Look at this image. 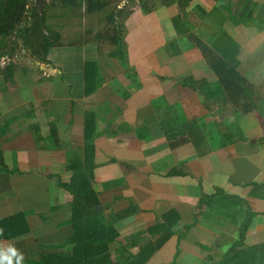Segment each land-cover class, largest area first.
Listing matches in <instances>:
<instances>
[{
  "label": "crops",
  "instance_id": "0c3cea01",
  "mask_svg": "<svg viewBox=\"0 0 264 264\" xmlns=\"http://www.w3.org/2000/svg\"><path fill=\"white\" fill-rule=\"evenodd\" d=\"M200 1L202 8L204 7L207 12L214 6L212 10L216 8L214 1L210 8L209 5H205L211 2L210 0ZM263 3L264 0L261 1V4ZM162 5L165 6V4ZM118 8H122V6ZM123 11L118 17L119 20H122L118 22L117 18L116 22L119 25L118 38L112 37L113 32L111 37L106 34L102 40L93 37L86 42L79 43L88 46L92 42L91 51L96 50L94 59H90L89 62L85 58L86 56H83V59L86 60L79 71L80 74L82 72V90L80 91L82 95L80 97L73 98L71 96L74 87L71 89L67 78L70 77L74 81L72 74L69 75L67 72V78H65L62 74L63 70L58 69L55 64L45 71L47 74H43L42 77L55 80L53 84H56L49 86L46 96L51 97L53 88L52 97L59 98L65 107H61V112H59L61 117L56 121L57 124H53L56 135H54L52 144L40 145L36 141L37 132L35 134L29 130L28 136H25L31 142L27 144L29 149L27 154L20 144L10 146L5 141L0 146V155L7 166L0 173V217L4 218L23 212L27 215L26 220L30 229L29 233L21 237L0 243V251L3 252V255L8 254V251L15 247L16 251L21 254L20 260L34 258L49 251L47 246H62L65 243L67 237L72 234L69 207L65 209L66 211L64 210L63 214L52 213L51 209L55 205H47L46 201H51L53 186L62 190L61 184L69 182L73 172L67 169L68 159L87 162L90 155L94 176L92 185L98 192L100 201L103 204L111 205L110 209L104 210V215L108 216L111 212L121 213L130 207L133 211L139 210L138 213L120 220L115 225L120 236L117 242L111 245V257L114 259V264H123V261H117V259L123 260L122 256H127V254L120 252L118 248L121 245H126L129 237L136 234L138 229L145 230L153 226L158 222V218L169 210L176 209L182 218L185 217L187 224L193 223L194 215L198 211L197 206L202 189L207 192L203 187V182L208 180L211 182L212 192H216V189L220 188L229 196L240 198L231 200L232 202L236 201L237 207L243 209L250 207L252 211L258 213L257 219H253L247 233V243L256 245L264 241V156L257 155L260 152L255 149L251 150V146L247 150L239 151V144L235 142V139L239 140L238 138L232 139V136L227 138L223 134L219 135L216 131L213 133L210 129L207 133L203 130L204 128H201L202 125L193 123L195 120H179L181 110L185 117V114L191 118L198 117L203 115L202 105L204 102L208 105V100H213V98L219 100L218 98H220L219 94L211 89L206 93L209 98L207 99L201 90L195 89L191 85L186 88L181 85L180 81H177L176 77H179V74L185 73L187 69L196 64L194 63L196 58L187 57V46L191 48L196 46L184 35L185 33H174L170 36L172 33L170 32L168 35H164L158 13L141 21L142 14L137 11L143 10L136 9V14L130 15L131 18L126 16L125 8ZM143 12H153V9L147 7ZM259 17H264V14ZM206 23L208 22L205 21V24L201 26L203 28H200V25L191 28L190 21L186 25L194 32L205 30V33L208 34L210 30L206 27ZM191 24L193 23L191 22ZM111 27L113 28V25ZM234 30L233 37L241 43L239 54L241 61L246 53L251 54L249 47L253 33L246 26L241 28L239 25H235ZM130 37L139 54L128 67L122 68L121 65L126 62L117 63L116 58L109 57L108 53L117 50L116 48L119 47L117 40L120 38L122 39L121 49L126 54L127 48L130 46ZM171 39H178L180 44L173 53H171L170 44H168ZM71 45L69 42L68 46ZM166 47H168L170 58L167 54L161 61L158 53ZM198 49L196 48L195 51L202 54ZM242 64L240 63V67L243 66ZM246 64H248L247 61ZM133 68L138 71L139 75L136 74V77L141 83V88L145 93L149 92L144 100V94L139 95L142 89L138 91V95L126 90L132 80L129 73L133 74ZM53 70L56 71L53 72ZM250 71L252 72L251 68L242 72L248 80L257 85L249 76L252 74ZM202 72L203 70L199 73L202 74ZM120 75H124L123 79L126 83L123 85V93L115 84L116 79H122ZM212 77H209L211 84L215 83V79ZM252 77L255 78L254 75ZM99 80H102L100 85L97 84ZM33 82L37 85L35 81ZM149 83L152 85L151 87ZM110 86L111 90H109ZM62 88H64V92H61ZM13 92L16 93L13 95L14 108L26 109L24 103L27 101H23L16 90ZM178 92L180 93L177 97ZM31 97L32 99L28 102L34 101L35 94ZM45 98L48 99V97ZM118 98L127 101L135 98V102H132V108L127 111H117L114 108L116 105L114 100ZM75 99L79 100L77 107ZM212 104L217 108L214 100ZM225 105L227 103H222L219 108L223 106V111ZM104 112L106 114H103ZM206 112H213V109H207ZM24 113L26 112L24 111ZM45 113L46 111H43L42 115ZM48 114H51L50 111ZM53 114L57 115L58 113L54 112ZM15 116L11 117L15 118ZM11 117L0 116V128ZM217 117L213 115V118L210 119L214 122ZM217 122L219 124V121ZM148 124L151 127L147 126ZM11 129H15L19 137L20 129L6 128L9 131ZM75 132L76 135L69 136ZM88 137H92L94 148L87 143L86 138L88 139ZM215 138L220 139L217 146L213 143ZM14 147L18 149L16 150ZM38 147L41 150L44 148L55 150L48 152L50 159L45 168L33 165L32 156L36 157L35 149ZM244 147L242 144L241 148ZM31 148L34 149L33 153H31ZM210 155L216 156L217 162L215 163L217 165L213 166L216 170L210 169L204 163ZM256 158H262V160L258 162ZM11 161L16 164L14 167L10 166ZM196 163H202V165L195 166ZM63 165L65 168L62 170ZM60 169L61 171H59ZM210 171L214 174H209ZM197 174L202 179V182L198 181V178L195 181L197 187H200V192L195 194L197 200L194 203L195 207L190 209L191 216L189 217L185 213L187 211L183 210V217L182 212L175 207H170V204L181 203V199L175 201V194L181 197L180 186L187 185L188 176H197ZM55 175L60 177L58 185H52L50 182L52 176ZM172 184L177 186L176 193L174 188L170 189ZM255 184L263 187L258 189L254 186ZM154 201H156L157 207L153 205ZM228 202L229 200L226 204ZM156 209H160L161 213L160 210L157 212L158 214L155 213ZM47 214H49L48 217ZM151 218H155L156 221L148 224L147 221ZM225 226H227L226 221L222 225L212 222L198 224L193 246H188L185 244L186 240H183L180 245L182 251L178 253V237L173 236L145 264H188L197 259L200 260L199 264H206L209 256H214L218 261L225 254L224 250L214 249L206 252L197 243L211 247L215 239L226 237ZM232 235L235 236L233 233ZM146 238L153 241L157 237L147 236ZM202 239H206L207 242H203ZM218 241L225 242L224 240ZM139 248H134L131 253L137 254Z\"/></svg>",
  "mask_w": 264,
  "mask_h": 264
},
{
  "label": "trees",
  "instance_id": "16d2710c",
  "mask_svg": "<svg viewBox=\"0 0 264 264\" xmlns=\"http://www.w3.org/2000/svg\"><path fill=\"white\" fill-rule=\"evenodd\" d=\"M177 1L179 6H182V4L186 6L181 0ZM212 1L216 2V4L220 3L225 10L228 7L229 15H222L225 21L228 17L233 20L234 25L244 23L246 27H257L259 31L264 32V17H250L252 10L254 11L258 6L256 2L246 0L247 3H244V6L238 4L235 7L236 10L238 8V11L234 12L231 9L233 6L231 1ZM245 4L251 6L249 11H247ZM56 5L68 10L78 9L81 11L85 9L88 14L103 11L109 6L103 0H53L51 5L44 0H0V43L4 42L5 46L6 42L8 44L6 46L7 49L0 51V62L2 58L6 57L14 59L15 52L17 51L18 53L20 49H23L35 63L55 64V60L50 58L53 51L57 47L62 46V35L48 22L51 18H56V16L60 15L57 13L48 14V11L54 9L53 7ZM254 5H256L255 8ZM262 6H264V3ZM118 7L116 6L106 16L105 26L94 33V39L102 40L106 34L111 37L113 32L114 35L112 37L118 38L119 25L116 22L119 15L124 12V7ZM204 11L207 12L206 10ZM215 11H217V6L214 9ZM181 21L178 18L174 19L173 23L176 31L181 34L185 33L184 35L188 37L194 46L201 50L207 60V64L211 66L212 71L217 76L215 85L219 91L216 94L222 93L225 95L224 98L227 100L226 103L232 107L231 110L242 114L244 117L256 112L263 95L262 91L239 70L241 63L239 60L240 43L226 31L219 32V35L208 42L205 40L208 35L205 30L198 33L191 32L190 28H188L189 26L186 25L188 20L185 18ZM112 25L113 28L111 27ZM206 27L209 28L207 25ZM12 33L14 35L13 38L11 36ZM92 33L93 31L89 30L86 34H83L87 39L83 38L82 42L91 39L89 35ZM117 42L119 47L117 50H112L108 53V56L125 61L126 54L121 49L122 39L119 38ZM93 65L96 67L94 62ZM16 71L17 64L10 60L0 70V75L4 77L2 81L0 80V88H6L5 83L7 81L11 80L14 82ZM189 79L188 82L190 84ZM196 80L197 82L204 81L203 79ZM101 83L102 80H99V83L97 82L98 85ZM191 86L195 89L199 88L194 85ZM7 123L8 121L4 123L6 125H3L6 128L9 127ZM86 141L94 148L92 137L86 138ZM91 161V155L87 162L79 159H68L67 169L72 171L73 174L69 182L61 184L62 188L71 194V201L68 203L72 234L67 237L62 246H47L46 248L49 251L43 252L38 257L20 260L19 264H114V259L111 257V245L116 243L120 236V232L115 225L120 220L138 213L139 210L133 211L130 207L121 213L111 212L108 216L104 215V210L110 209L111 205L103 204L100 201L99 194L92 185L94 176ZM0 165V170L4 171L6 166L2 155H0ZM254 186L258 189L263 187L259 184ZM236 198L229 196L220 188H217L216 192L212 193L205 192L202 189L197 206L198 211L194 215L193 223L187 224L176 209H171L162 214L158 218V222L153 226L129 237L127 244L118 248L120 252H125L124 254H127V256L123 255V260L117 259V261H123V264H145L173 236L178 237L177 252L180 253L182 251L180 248L182 241L185 240L190 232L197 230L198 224L202 225L204 222H212L222 225L224 221L228 220L231 225H237V239L232 243L227 242L229 248L220 260L216 261L214 256H209L206 264H264V242L256 245L247 243V233L258 213L252 211L250 207H247L248 209H238L236 201H231L236 200ZM227 200H229L228 204H226ZM57 209L56 206H53L51 211L56 213ZM228 211L234 212L229 214ZM26 216L25 213L20 212L8 217H0V229H2L0 243L12 241L30 232ZM239 216L243 218L240 223H238L239 220L237 219ZM147 236L157 238L146 242ZM213 243L211 247L203 243H197V245L202 246L203 250L207 252L214 249L221 250L225 242L220 243L216 239ZM136 247H140L138 253L132 254L131 251ZM12 264H17V262L12 261Z\"/></svg>",
  "mask_w": 264,
  "mask_h": 264
},
{
  "label": "rangeland",
  "instance_id": "374dc122",
  "mask_svg": "<svg viewBox=\"0 0 264 264\" xmlns=\"http://www.w3.org/2000/svg\"><path fill=\"white\" fill-rule=\"evenodd\" d=\"M44 1L49 5H51L53 2V0H44ZM103 1H106L109 4V6L103 11L96 12L95 14L92 13L93 15L85 12V9L81 11H79L78 9L68 10L58 5L53 7L54 9L48 11V14L57 13L60 15V16H56V18H51L48 23L52 25L53 27H55L62 35V39H61L62 46L57 47L56 50L53 51L50 59L55 60L54 62H55V65H57L58 69L63 70L62 74L65 78H67V72L69 73V75L70 74L73 75L74 81H72L70 77L67 78L68 84L70 85L71 89L72 87H74V92H71V96H73V98L80 97L82 95V93L80 92L82 90V83H81L82 72L80 74L79 71L82 69V65L86 59H88V61H90V59H94L93 56H94V52L96 51V50L91 51L92 42L88 46L87 44H79L83 38L85 40L87 39V37L83 34H86L87 31L92 30L93 33L89 35V37L93 38L94 33H96L98 30L102 29L105 26L106 16L116 6H122V7L124 6L125 14H127L126 16L129 18H131L130 15L136 14L135 12L136 9L144 11L145 9H147V7L148 9L152 8L153 12H143V11H137V12L139 14L140 13L142 14L141 21L142 20L144 21L145 18L150 17L154 13H158L161 26L164 31V35H168L170 32H172L170 36H172L174 33L178 34L174 26V23H173L174 19L178 18L183 21V19L186 18L188 20L187 22L190 21L191 28L192 26L198 27L199 25H200V28H202L201 26L205 24V21L208 22L206 23V25L209 27L210 31L208 35L205 37V40H207L208 42H210L212 38L214 39L215 36L219 35V32L226 31L232 37L234 36V31H235L234 26L235 25L233 23V20L227 17L225 21V18L222 16L223 14L225 16L229 15L230 13L228 11L229 9L227 7L225 10L224 7L220 5V3L216 4L217 11L214 12V10H212L215 7L214 6L208 12H205L204 7L202 8V4L200 0H181L184 4H186V6L183 4L182 6H179V2L178 1L176 2V0H171V1L170 0H103ZM210 1L211 2H209L208 4H205L206 6L209 5V8L211 4H213V1L212 0ZM228 1H231L233 3V6L231 9L234 12H236L238 11V8L236 10L235 7H237L238 4L244 6V3H247L248 0L247 1L246 0H228ZM252 1L253 0H250V2ZM261 1L263 0L254 1L256 2L258 6L257 8H255L256 5H254L255 9L254 11L252 10V15L250 17L255 18L256 16L259 17L260 15L264 14V6H262ZM162 4H165V6H163ZM245 7L247 11L251 9V6L249 4H245ZM241 8L243 9V7ZM120 20L118 18V22H120ZM191 22L193 24H191ZM244 26H245L244 23L239 24V27L241 28H244ZM247 28L249 29L251 33H253V36L250 40V47H249L251 49L250 51L251 54L246 53L244 55L245 57L242 58L241 60V63H243L242 64L243 66L241 67L239 66V67H240V70H242L243 72L245 69L251 68L252 72L251 71L250 72L252 74H250L249 76L257 84L256 86L258 87V89L262 91L263 99L261 100V102H259L258 110L245 118L244 116H242V114L231 110L232 107L229 106L228 104L224 106V110L222 111L223 106L221 108H219V106H221L222 103H226L227 100L224 98L225 95L220 93L218 96L221 99L218 98L219 100H217L216 98H213V100L215 101L217 105V108H215V106L212 104L213 100H208V103H209L208 105H206L205 102L202 105V109L204 108V110L202 111L203 115L191 118L187 114H185L186 115L185 117L183 114L184 112L181 110V113L179 112V120H183V121L195 120L193 121V123L195 125L196 124L202 125L201 128H204L203 130L207 131V133H209V129H210L211 131H213V133L216 131L218 132L219 135L222 136L223 134L224 137H227V138H229L228 136H232V139L238 138L239 140L235 139V142L239 144V147H238L239 151L241 149L247 150L249 146H251L250 147L251 150L255 149L257 152H260L257 155L263 157L264 156L263 155L264 154V32L259 31L257 27H253V26L247 27ZM193 31L194 30H191V32ZM11 36L13 38L14 36L13 33ZM234 39L236 40V38ZM69 42L72 44L70 47L68 46ZM238 43H240L239 40H238ZM129 44L130 46L127 48L128 51L126 53V59H125L126 63L121 65L122 68L128 67L132 62H134L137 59L136 56H138L139 54V52H136V50L138 49L135 47L134 41L131 37L129 40ZM168 44H170L169 47H170L171 53H173V51H175L177 47H179L180 45L178 39L176 40L171 39L168 41ZM7 45L8 44L6 42V46ZM6 46L4 42H1L0 51L7 49ZM187 47H188L187 57L191 56L193 58H196L194 62L196 64H194V66H191L189 69H187L185 73L179 74V77H176L177 81L178 82L180 81L181 85H183L186 88H188V86L190 85L199 87L196 89L201 90V93H203V95H205V97L209 99L206 93L211 91V89H213L215 93L219 91L218 87L215 85L216 83H214L213 85L209 83L210 82L209 77L213 76L212 78L215 79L214 82H216L217 76H215V73L212 71L211 66L207 64L206 62L207 60L204 58V56L201 53L195 51L197 47H193V48L189 46ZM167 49L168 47H166V49H163L158 53V56L161 61L165 59L164 57L167 54H168L167 55L168 58H170ZM83 56L84 57L86 56L85 57L86 59H83ZM170 56L172 55L170 54ZM10 60L14 61L17 64V71L15 75L16 77L14 78V82L10 80L5 83L7 86L6 88H0V116L6 118L7 116L11 117L12 115H16L15 118L14 117L8 118L7 120L9 121L7 124L9 125V128L15 127L16 129H20L21 133L18 137L15 129H11L9 131V130H6V126H3L0 129V141H1L0 146H2L3 143H5V141L8 142L10 146H17L18 144H20L24 152L27 154V152L29 151V149L27 148L28 146L27 144L31 142H29L25 136H28L29 130H32L35 134L37 132L38 138L36 139V141L40 145L44 146L45 144H52L54 135H56L53 124H57L56 121L61 117V114H59V112H61V107H64V104L60 102L59 98L52 97L53 88L51 90V97L46 96L47 95L46 90L49 88V86L50 85L55 86L56 84H53L55 80L52 81L42 76L43 74L44 75L47 74L45 73V71L48 68L50 69L51 67H53V64H47V63H34L33 64V59L30 57V55L23 49H20V52L18 53L17 51L15 52L14 59H8V57L1 59L0 70L3 67H5V65ZM115 61L117 63L121 62L118 60V58H116ZM246 61L248 64H246ZM24 68L25 70L23 71ZM202 70L203 72L202 74H200L199 72ZM55 71L56 70H53V72ZM132 72L133 74L129 73V75L131 76L133 81L132 80L130 81L131 83L128 84V89L126 88V90L132 91L133 93L138 95V91L142 89L139 95L144 94L143 95L144 97L143 100H144L146 98V94H148L149 92L145 93L144 89L141 88V83H139L138 77H136V74H138V71L133 68ZM100 73H101V78H102V71ZM253 75L255 78L252 77ZM120 76L122 79H116L115 84L120 89L121 93H123L124 92L123 85L126 83L123 79L124 75H120ZM3 78L4 77L0 75L1 81L3 80ZM189 78H192V79H189ZM186 79H189V81L192 84H189L188 81H185ZM196 79H203L204 81L197 82ZM33 81H35L37 85H35ZM149 85L150 87L152 86L150 83ZM181 89L184 90L185 88H181ZM13 90H16L17 92H19L20 94L19 97H21L23 101H27L26 103H24L26 106V109L14 108L13 95H16V93H14ZM102 90H103V87L101 88V92ZM109 90H111V86L109 87ZM148 90L150 91V89ZM61 92H64V88H62ZM179 93L180 92H178L177 97L179 96ZM34 94H35L34 101L28 102V100L32 99L31 95L33 96ZM44 97H48V99L45 98L46 99L45 100ZM78 101L79 100L75 99V102H77L76 107L78 106ZM114 101H116V105L114 106V108L117 111L121 110L124 112L132 108V105L135 102V98L131 99L130 101L118 98ZM207 109L209 110L213 109V112L207 113L206 112ZM88 110H91V109H88ZM24 111L26 112V114L24 113ZM43 111L44 112L46 111L44 115H42ZM48 111H50L51 113L50 115L48 114ZM54 112L58 114L55 115L53 114ZM103 114H106V113L104 112ZM213 115L218 116L216 118L217 120L214 122L213 120H211L213 118ZM217 121H219V124ZM3 125H6V124H3ZM204 125H206V127H204ZM147 126L151 127V125L149 124ZM198 133H200V131H198ZM72 135H76V132L72 133L69 136L71 137ZM25 140L26 142L24 143ZM219 141H220L219 138L217 139L215 138V140L213 141L215 146L219 144L218 143ZM242 144L245 146L244 148H241ZM14 148L16 150L18 149L16 147ZM49 151L51 152L55 150H49V149L47 150L45 148L41 150L40 147L35 149L36 157L34 158L32 156V162H33L34 167L35 165L36 167L40 165L41 167L45 168V166L47 165L50 159V154L48 153ZM33 152H34V149L31 148V153ZM250 155L253 156V154H250ZM256 160L260 162L262 158H256ZM32 162H31V165H32ZM215 162H217L216 156L210 155L204 163H206L210 169L216 170L215 167L217 164ZM14 165L16 164H14V162L11 161L10 166L14 167ZM198 165H202V163L195 164V166H198ZM64 168L65 166L63 165L62 170ZM59 171H61V169ZM1 172L2 171L0 170V173ZM31 174H33V172H31ZM209 174H214V172L210 171ZM197 178H198V181L202 182V179L198 177V174L197 176H193V175L190 177L188 176L187 179L189 182H187V185L182 184L180 186L179 191L181 193V197L175 194V198H176L175 201H177V199H181L180 200L181 203L170 204V207H175L177 208L178 211H181L182 216L184 214L183 210H186L187 212L185 213L190 217L192 213L190 209L195 207L194 203L197 200L195 194L200 192V187H197V184L195 182ZM59 181H60V177L58 175L52 176V178L50 179V182L52 185L53 184L58 185V183L60 184ZM210 184L211 182L209 180L206 181L205 183L203 182V187H205V190L208 193H212ZM172 188H174L175 190L177 189V186L175 184L174 185L172 184L170 186V189ZM164 191L166 190L164 189ZM176 192L177 190H175V193ZM69 201H71V194L69 191H66L65 189L59 190V188L57 187L55 188L53 186L51 201L50 202L46 201V204L51 205V206L55 205L58 208L56 210V213L63 214L64 210L69 207V203H68ZM242 201L243 200L241 198V202ZM153 205L157 207L156 201H154ZM238 209L242 210L243 208L238 207ZM159 210L160 209H156L155 213H157ZM232 212L234 211L229 212V214ZM160 213H161V210H160ZM46 216L48 217L49 214H47ZM151 219L147 221L148 224L155 220V218H151ZM237 219L239 220L238 223H240L243 218L242 216H239ZM226 223H227V226H225L224 228V230L225 229L227 230L226 237L218 238V240L225 241L222 247V250L224 251L228 250L229 248V244H227V242L232 243L234 242V240L237 239L236 233L238 230L237 225H234V226L233 224L231 225L228 222V220L226 221ZM141 231H144V229H138L136 234ZM195 233L196 231H193L191 234L189 233L187 235V237L185 238L186 240L185 244H187L190 247L195 244V240H196V238L194 237ZM232 233L235 234V236H233ZM144 240H145V237H144ZM147 241L148 239L146 240V242ZM202 241L207 242L206 239H202ZM214 241H216V239ZM263 242L264 241H262L261 243ZM12 249H15V247ZM8 252H9L8 254L3 255V252L0 251V256H11L12 261H15V262L20 260L19 257L21 254L20 252L18 253L16 249H15V255H12L11 251H8ZM5 263H8V262L5 260L3 264ZM199 263H200V260L197 259V260H194L192 263H188V264H199Z\"/></svg>",
  "mask_w": 264,
  "mask_h": 264
},
{
  "label": "clouds",
  "instance_id": "9594fccd",
  "mask_svg": "<svg viewBox=\"0 0 264 264\" xmlns=\"http://www.w3.org/2000/svg\"><path fill=\"white\" fill-rule=\"evenodd\" d=\"M0 233H2V229H0ZM10 251L12 252V255H15V249H11ZM5 260L8 262V264H12L11 256H0V264H3ZM17 264H19V261H17Z\"/></svg>",
  "mask_w": 264,
  "mask_h": 264
}]
</instances>
